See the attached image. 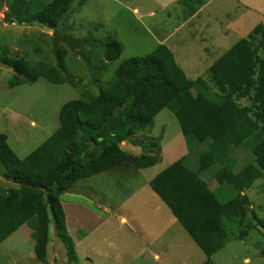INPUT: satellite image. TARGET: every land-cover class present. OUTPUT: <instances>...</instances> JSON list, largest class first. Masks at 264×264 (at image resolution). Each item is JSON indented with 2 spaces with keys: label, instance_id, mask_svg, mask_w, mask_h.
Listing matches in <instances>:
<instances>
[{
  "label": "rangeland",
  "instance_id": "374dc122",
  "mask_svg": "<svg viewBox=\"0 0 264 264\" xmlns=\"http://www.w3.org/2000/svg\"><path fill=\"white\" fill-rule=\"evenodd\" d=\"M7 3L0 0V54L31 65L56 67L58 57L64 52L63 66L72 80V85H52L39 79L32 85L9 89L13 72L0 64V133L7 136L9 147L19 159H25L58 129L59 111L65 103L83 94L98 95L122 62L148 55L166 36L170 35L167 47L186 77L201 78L213 95L218 91L210 82L208 68L239 40L246 39L259 14V24L264 26V0H217L200 15L196 28L182 26L175 19L168 20L166 0H75L53 29L6 21ZM243 3L250 4L255 11L245 10L240 6ZM168 12L175 13V5ZM226 30L227 36H221ZM109 38L122 47L120 57L114 62L103 58ZM254 45L259 46L258 38ZM236 103L239 107L251 106L249 99L236 100ZM130 139L143 147L141 154L154 152L155 155L162 149L163 162L143 171L122 166L117 168L115 178L106 173L74 183L71 190L83 185L85 195L91 200L83 193L81 197L70 190L62 196V201L82 204L90 214L65 220L61 233L52 222L44 263L35 257L32 231L27 226L21 227L0 245V264H202L196 258L182 262L178 252L170 250L165 255L149 245L147 232L152 230L153 222V228L165 223L164 213L170 214L168 209L155 215L154 203L148 200L135 218L131 213L136 208L134 202L124 204L119 213L115 211L145 181L187 154L177 120L168 110H163L155 117L151 129ZM88 146L92 148V144ZM231 154L237 159L236 170H243L252 180V186L228 203L231 217L223 219L227 232L225 247L210 259V264H264V172L252 162L245 149H234ZM215 170L204 171L200 177L210 189L217 191L218 185L213 180ZM4 175L0 165V187L8 190L13 184ZM243 196L247 204L241 201ZM121 217L128 220L126 224L121 223ZM179 226L174 225L172 229L179 231ZM179 232L184 247L203 254L183 229ZM169 237L170 233L164 238L168 247ZM155 254L160 261L154 259Z\"/></svg>",
  "mask_w": 264,
  "mask_h": 264
},
{
  "label": "trees",
  "instance_id": "16d2710c",
  "mask_svg": "<svg viewBox=\"0 0 264 264\" xmlns=\"http://www.w3.org/2000/svg\"><path fill=\"white\" fill-rule=\"evenodd\" d=\"M6 21L55 28L75 0H7ZM259 46L255 47V39ZM262 48L261 54L259 49ZM122 47L109 38L103 58L116 61ZM31 65L0 54V64L13 76L8 88L44 79L52 85H72L63 66ZM217 94L205 82L190 80L165 45L144 57L122 62L98 95H81L59 111L58 129L25 159H19L0 133V165L13 184L0 187V245L18 229L32 231L34 254L46 261L49 226L62 232L65 214L60 199L74 183L121 166L137 170L156 166L159 152L132 156L121 143L153 127L155 117L168 110L177 120L187 156L173 162L149 181L152 192L206 257L225 247L223 219L231 217L228 203L250 189L252 180L236 170L234 149H245L264 172V26L258 24L208 68ZM249 99L239 107L236 100ZM163 134L160 135V140ZM92 144L90 149L88 145ZM203 147L202 152L198 151ZM193 157L189 163L188 157ZM215 168L211 191L200 174ZM241 201L247 204L245 196ZM264 258V253L262 254Z\"/></svg>",
  "mask_w": 264,
  "mask_h": 264
},
{
  "label": "crops",
  "instance_id": "0c3cea01",
  "mask_svg": "<svg viewBox=\"0 0 264 264\" xmlns=\"http://www.w3.org/2000/svg\"><path fill=\"white\" fill-rule=\"evenodd\" d=\"M215 1H217V0H168V1L166 0L167 3L165 4L166 6H164V8L167 9V13L165 14V17L168 20L175 19L177 21H181L182 26H188L189 28H191V27L196 28L200 15H202L209 8V6L212 5V3H214ZM243 4L244 5H240V6H242L245 10H254L255 11V9H253V7L250 4H248V3H243ZM174 5H175V10L177 13L175 12V13L171 14L170 12H168V8L169 7L171 8ZM133 12L138 13V10L134 9ZM149 16H152V14H149ZM259 18H260V14H259ZM259 18H258L257 23H254V24H256V25L259 24ZM161 25H163V21L160 22V26ZM256 25H254V27ZM254 27H253V29H254ZM226 32H227V30L222 31L221 36L222 35L225 36ZM166 37L162 40H159L158 45H165L167 47V42L169 41L170 35H168ZM142 148L143 147L135 145L133 139H129L127 141H124L121 144V149L124 152L131 154V155H134V156H141L142 154H144V152L142 154L140 153V149H142ZM153 153H152V155H153ZM186 156H187V154H185L183 157H186ZM163 158H164L163 151H162V149H160V155H159L160 161L156 166L160 165L163 162ZM190 160H191L190 157H188L189 163H192V162H190ZM154 167H152V168H154ZM116 170H117V168H115L111 171H108V172L100 173V174L104 175L106 173H109L108 175L111 178H113V177L115 178V177H117ZM145 170H148V169H145ZM136 171H143V170H136ZM98 175L99 174L93 175V176L88 177L86 179L80 180L76 183H81L84 180H87L89 178H92V177H95ZM71 186H69L66 189V191L63 195L70 192ZM208 187H209V189L211 188L209 185H208ZM210 190L214 191L212 189H210ZM85 191H86V188L83 187V185H81V187L79 186L78 188H74L71 190V192L76 193L77 195H79L81 197L84 195L89 200H91L90 197L85 195ZM82 193H83V195H81ZM148 200H152V202L154 203V209L155 210L153 211V213H155V215L163 212L165 208L167 209V207L160 201V199L152 192V190L149 187V181L147 180L140 187H138L132 193H130V195L126 198V200L120 206L116 207L115 211L119 213V210H121V208L123 207L124 204H127L129 202H134V205L136 206V208L133 209V212L131 211V213L133 215L132 218H135L136 216H138V214L141 213L140 210H141V207L144 206V204H145L144 202L148 201ZM60 202H61L64 214H65V220L71 219L72 217L75 218V216H77L76 218L79 219V218H83V216H85L86 214H90L89 209L82 204H79V203L67 204V203L62 201V197L60 199ZM137 207H139V208L137 209ZM164 214L167 215L165 223L164 222H162L161 224L158 223L157 226H159V227L157 229V226L155 228H153V226L155 224V222H153L152 223V230L147 232L148 233L147 237L150 238L149 239V245L151 247L153 246L157 249H160L161 251L164 252L165 255L168 254V252L170 250H172V251L174 250L176 253L178 252L179 253V254H177V255H179L178 259L182 260V262L189 260V259L192 260V258H196V260H198L200 263L202 262V264H203L206 261V257L204 256V254H201L200 252H197L196 250H193V251L189 250L186 247H184V245H183L184 243L182 242V237H181L182 235H181V232H179V231H182V227L179 226L180 227L179 231L172 229L174 227V225L178 224L177 221L175 220V218L172 216L171 213L166 214V212H165ZM120 221H121V223H122V221H124L126 224L128 220L124 217H121ZM169 233H170V237L167 240V242L169 244V247H168V245H166L167 243L165 244L166 241L164 240V238L166 237V235H169ZM177 234H180V235H178V237H177ZM177 238H179V239H177ZM175 252L172 253L173 256H175V254H176ZM154 259L157 261H160L159 255L155 254ZM165 263H167V260L165 261Z\"/></svg>",
  "mask_w": 264,
  "mask_h": 264
}]
</instances>
